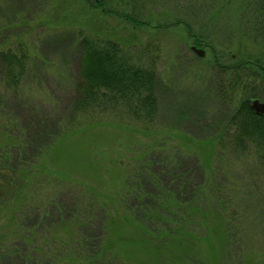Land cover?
I'll list each match as a JSON object with an SVG mask.
<instances>
[{"label": "rangeland", "instance_id": "374dc122", "mask_svg": "<svg viewBox=\"0 0 264 264\" xmlns=\"http://www.w3.org/2000/svg\"><path fill=\"white\" fill-rule=\"evenodd\" d=\"M97 1L0 0V148L31 139L24 180L0 178V264H241L220 201L237 218L264 204L257 148L230 125L264 102V0ZM86 36L155 67L157 115L76 111ZM3 54L27 68L18 85Z\"/></svg>", "mask_w": 264, "mask_h": 264}, {"label": "trees", "instance_id": "16d2710c", "mask_svg": "<svg viewBox=\"0 0 264 264\" xmlns=\"http://www.w3.org/2000/svg\"><path fill=\"white\" fill-rule=\"evenodd\" d=\"M101 1L103 0L97 1L100 6H102ZM262 3L261 14L263 22L259 25L258 31L260 30V33L264 36V2ZM20 13L26 14V12ZM79 45L82 50V59L79 69L80 82L76 89L79 99L74 104L76 111L95 110L106 104L115 108L122 106L134 117L146 116V118H153L157 115V71L152 64L148 67L137 66L138 64L133 61L131 56L126 54L124 48L117 42L104 41L100 43L86 36L82 37ZM5 55L1 56L4 62L6 60ZM19 60L16 57L9 61L8 64L5 62L9 66L8 79L13 81L15 85H18L19 79L23 78L27 69ZM240 65L242 66H233V71L241 68L251 71L247 67L249 64L244 65V63H241ZM250 104L251 101L249 99L243 100L232 117L230 125L235 131V135L232 138L234 141H238L240 144L237 145L242 148H247L248 144L251 143L255 144L257 148L255 155L260 162L261 169L264 171V116H257L251 109ZM0 129L8 134L14 133L12 128L8 129L2 123H0ZM29 136V134L24 132L25 139L23 138L22 141H16L9 137L12 141L6 142L0 148V178L5 179L6 184H9L8 181L12 179L10 176L13 175H17V178L20 177L21 181L24 180L22 173L16 166V160L19 163L22 162V156L25 154V149L27 150L28 142L31 140ZM47 147L48 145L45 148L47 149ZM13 151L18 154H14ZM12 155H16V158H13ZM211 177H214L213 173H211ZM225 202V199L220 201L222 212H224L225 216V244L228 247L227 252L232 251L230 256L233 258L231 259L236 258V261L241 264L245 259V262L249 260L252 264H264V249L257 251L254 247L255 242L259 244L260 240L264 239L261 238L264 234V204L258 198L251 203H257L260 206L257 218L251 217L253 215L247 213L246 208L243 210L245 216L237 218L230 213ZM247 214L250 218L257 220L258 225H252L255 230H258L257 233L249 234L246 222L242 221L247 218ZM234 218L237 219L236 223ZM242 228L244 233L240 239L243 241L245 248H250L247 255L244 254L245 250L235 252L238 242H240L239 237L241 232H243L241 231ZM2 247H0V250L5 251ZM75 252L78 253L76 250Z\"/></svg>", "mask_w": 264, "mask_h": 264}, {"label": "water", "instance_id": "95a60500", "mask_svg": "<svg viewBox=\"0 0 264 264\" xmlns=\"http://www.w3.org/2000/svg\"><path fill=\"white\" fill-rule=\"evenodd\" d=\"M194 51L199 55V57L204 56V51L199 50L197 48H194ZM250 105H251V109L257 116L259 117L264 116V102L263 101L259 99H253Z\"/></svg>", "mask_w": 264, "mask_h": 264}]
</instances>
